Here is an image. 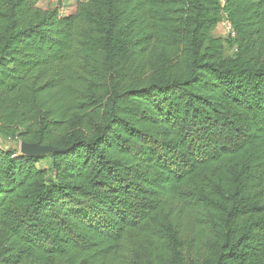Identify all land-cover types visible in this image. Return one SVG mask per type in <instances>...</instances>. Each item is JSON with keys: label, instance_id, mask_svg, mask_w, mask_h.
<instances>
[{"label": "trees", "instance_id": "obj_1", "mask_svg": "<svg viewBox=\"0 0 264 264\" xmlns=\"http://www.w3.org/2000/svg\"><path fill=\"white\" fill-rule=\"evenodd\" d=\"M0 264H264V0H0Z\"/></svg>", "mask_w": 264, "mask_h": 264}, {"label": "rangeland", "instance_id": "obj_2", "mask_svg": "<svg viewBox=\"0 0 264 264\" xmlns=\"http://www.w3.org/2000/svg\"><path fill=\"white\" fill-rule=\"evenodd\" d=\"M85 0H39V6L42 8H55L59 9L60 16L67 14L68 12L75 11L76 5L78 2ZM212 34L217 37H222L225 42V51L228 55H234L237 52V46L233 42V38L228 35L227 29L221 22L215 27ZM1 145H7L10 148L20 149V144L11 140L6 141V144L1 143ZM40 156L38 167L44 168L48 171V179L52 178L54 172L52 171L51 159L49 157ZM45 157V158H44Z\"/></svg>", "mask_w": 264, "mask_h": 264}, {"label": "water", "instance_id": "obj_3", "mask_svg": "<svg viewBox=\"0 0 264 264\" xmlns=\"http://www.w3.org/2000/svg\"><path fill=\"white\" fill-rule=\"evenodd\" d=\"M20 153L31 157H40L50 153L66 152V149L53 145L41 144L40 142H21Z\"/></svg>", "mask_w": 264, "mask_h": 264}, {"label": "built area", "instance_id": "obj_4", "mask_svg": "<svg viewBox=\"0 0 264 264\" xmlns=\"http://www.w3.org/2000/svg\"><path fill=\"white\" fill-rule=\"evenodd\" d=\"M224 2L225 0H221ZM221 24L224 25V27L227 29L228 33H230L232 36H235V31L231 25V23L228 20L221 21Z\"/></svg>", "mask_w": 264, "mask_h": 264}]
</instances>
